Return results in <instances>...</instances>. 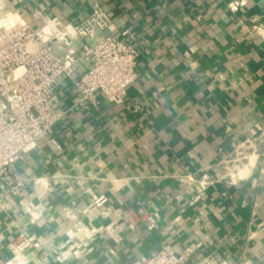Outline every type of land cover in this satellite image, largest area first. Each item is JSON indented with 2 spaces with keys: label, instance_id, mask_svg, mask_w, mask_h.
Returning <instances> with one entry per match:
<instances>
[{
  "label": "crops",
  "instance_id": "crops-1",
  "mask_svg": "<svg viewBox=\"0 0 264 264\" xmlns=\"http://www.w3.org/2000/svg\"><path fill=\"white\" fill-rule=\"evenodd\" d=\"M228 1L0 0V21L34 30L81 22L98 4L111 23L94 39L119 34L138 50L120 102L76 104L70 80L55 88L54 141L16 164L22 192L0 180V264H133L164 246L185 264H264V0L235 12ZM89 41L77 40L81 52ZM203 174L213 182L200 190ZM99 194L106 203L89 207ZM116 223L115 238L105 226ZM20 233L31 244L16 258Z\"/></svg>",
  "mask_w": 264,
  "mask_h": 264
},
{
  "label": "built area",
  "instance_id": "built-area-1",
  "mask_svg": "<svg viewBox=\"0 0 264 264\" xmlns=\"http://www.w3.org/2000/svg\"><path fill=\"white\" fill-rule=\"evenodd\" d=\"M245 4L246 0H229L227 8L235 12ZM10 17L14 21L12 26H0V180L12 194H17L23 191L27 179L16 171V164L25 159L39 139L53 140V128L62 117L54 97L58 84L62 80L72 82L78 96L76 104L92 101L96 96L108 102H120L137 77L138 50L129 38H120L119 34L94 39L96 29H106L111 23L98 4L93 5L91 13L81 22L62 24L52 18L38 30L23 18ZM45 28L49 29L48 33ZM83 38L90 41L81 52L76 42ZM79 61H90L91 65L78 73ZM212 182L203 174L198 179L200 190ZM107 200L105 194H99L88 206L99 208ZM29 212L34 221L42 211L37 206ZM120 217L127 222V227H134L129 214L116 211L113 219ZM116 224L105 226L115 238L119 236V223ZM77 229L76 226L68 230V236L74 237ZM30 244V239L20 233L8 247L17 258ZM133 264H185V255L164 246ZM197 264L222 263L207 254Z\"/></svg>",
  "mask_w": 264,
  "mask_h": 264
},
{
  "label": "clouds",
  "instance_id": "clouds-1",
  "mask_svg": "<svg viewBox=\"0 0 264 264\" xmlns=\"http://www.w3.org/2000/svg\"><path fill=\"white\" fill-rule=\"evenodd\" d=\"M21 23H23V21H21ZM13 24H14V21L12 20L11 17H9V18L5 19L4 21L0 22V26H5V27L12 26ZM44 31H45V33H48L49 29L45 28ZM21 264H23V261H21Z\"/></svg>",
  "mask_w": 264,
  "mask_h": 264
}]
</instances>
